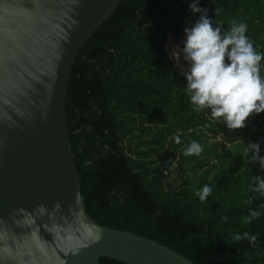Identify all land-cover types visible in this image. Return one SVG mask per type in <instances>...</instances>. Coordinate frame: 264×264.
<instances>
[{"label":"trees","instance_id":"16d2710c","mask_svg":"<svg viewBox=\"0 0 264 264\" xmlns=\"http://www.w3.org/2000/svg\"><path fill=\"white\" fill-rule=\"evenodd\" d=\"M189 3L121 0L79 50L66 91L65 127L85 211L103 227L154 241L193 264H264V215L243 221L250 209L264 213V197L248 190L251 178L264 172L244 149L259 140L264 155V112L243 129L229 130L207 110L192 109L184 76L167 53L169 38H184V28L198 18ZM199 6L225 29L233 19L245 22L246 34L264 52V0H199ZM217 133L234 146L215 163L183 155L192 140ZM204 184L213 191L201 202L194 193ZM244 232L258 237L255 246L233 241ZM99 264L124 263L101 258Z\"/></svg>","mask_w":264,"mask_h":264},{"label":"water","instance_id":"95a60500","mask_svg":"<svg viewBox=\"0 0 264 264\" xmlns=\"http://www.w3.org/2000/svg\"><path fill=\"white\" fill-rule=\"evenodd\" d=\"M121 0H0V264H193L85 211L65 127L76 56Z\"/></svg>","mask_w":264,"mask_h":264},{"label":"clouds","instance_id":"9594fccd","mask_svg":"<svg viewBox=\"0 0 264 264\" xmlns=\"http://www.w3.org/2000/svg\"><path fill=\"white\" fill-rule=\"evenodd\" d=\"M188 11L199 14L198 18L184 28L182 48L171 49L170 58L179 65L181 57L187 65L184 76V90L192 109L200 113L207 110L211 119L222 123L229 130L243 129L246 121L253 115L264 112V52L246 34L248 25L233 19L227 29L213 19L207 10L199 6V0H191ZM215 10V15H216ZM175 144H180L178 134L171 137ZM245 151L251 157V163L258 164L264 172V155H260L261 141L244 143ZM204 146L192 140L184 149L183 155L199 156ZM248 190L264 197V176L251 178ZM213 188L204 184L194 195L201 202L211 194ZM252 202V197L248 198ZM264 209V204L260 205ZM264 215L261 211L250 209L243 217L244 223ZM225 222L227 216L221 217ZM233 241L247 240L255 246L258 237L244 232L236 233Z\"/></svg>","mask_w":264,"mask_h":264},{"label":"rangeland","instance_id":"374dc122","mask_svg":"<svg viewBox=\"0 0 264 264\" xmlns=\"http://www.w3.org/2000/svg\"><path fill=\"white\" fill-rule=\"evenodd\" d=\"M183 39L184 38H169L168 41V45H167V53L168 56L170 57V52L171 49L174 47H181L183 46ZM171 59V58H170ZM172 63L174 64L175 70L177 73L182 74L184 71H186L187 69V65L185 63V61L183 60V58L181 57L180 61H179V65H177V63L175 61H173L171 59ZM211 119V118H209ZM213 120V119H211ZM196 140V139H195ZM199 143H201L204 146V151L199 155V156H195L196 159L198 158H207V160L210 163H215V161L217 160V158L223 154H225L227 151L232 150V146H234V143H228L226 141V136L221 134V133H217L215 135L212 134H206L204 137H201L200 140H197ZM242 141V137H238L236 140V143H240ZM181 148H185V143L182 144ZM237 151H240V149H236ZM207 151H211V156H206V152ZM236 153L232 154L231 158H228L229 162H232V158H236ZM177 163V159L174 160V164H172L171 168H170V176L169 178L172 179L176 176L175 173V165ZM187 174V173H186ZM199 172L196 171V173L190 178L191 182L195 181V178L198 176Z\"/></svg>","mask_w":264,"mask_h":264}]
</instances>
